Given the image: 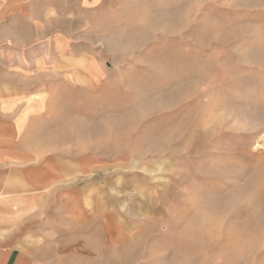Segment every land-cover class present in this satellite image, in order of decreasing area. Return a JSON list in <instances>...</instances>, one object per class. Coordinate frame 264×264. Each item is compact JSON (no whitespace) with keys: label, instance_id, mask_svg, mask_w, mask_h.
I'll list each match as a JSON object with an SVG mask.
<instances>
[{"label":"rangeland","instance_id":"obj_1","mask_svg":"<svg viewBox=\"0 0 264 264\" xmlns=\"http://www.w3.org/2000/svg\"><path fill=\"white\" fill-rule=\"evenodd\" d=\"M261 142L264 0H0L20 264H264Z\"/></svg>","mask_w":264,"mask_h":264},{"label":"crops","instance_id":"obj_2","mask_svg":"<svg viewBox=\"0 0 264 264\" xmlns=\"http://www.w3.org/2000/svg\"><path fill=\"white\" fill-rule=\"evenodd\" d=\"M6 210V209H5ZM6 213L0 214V264H20V245L15 243V245H9L7 241L9 239L8 235V225H7V216ZM18 238V235L17 237ZM21 238V236H20Z\"/></svg>","mask_w":264,"mask_h":264},{"label":"bare ground","instance_id":"obj_3","mask_svg":"<svg viewBox=\"0 0 264 264\" xmlns=\"http://www.w3.org/2000/svg\"><path fill=\"white\" fill-rule=\"evenodd\" d=\"M264 146V143H259V145H258V148L259 147H263ZM221 181H224V180H221ZM202 191V190H201ZM205 191V190H204ZM222 191H224L223 189H219V191H218V193H220V192H222ZM207 193V192H206ZM191 202V201H190ZM193 203H196V200H194V202ZM192 205V204H191ZM214 205V202H210V201H208L207 202V204L205 205V206H203V209H201V210H199L196 214H195V216L197 217V218H202L204 215H205V213H206V210H209L212 206Z\"/></svg>","mask_w":264,"mask_h":264}]
</instances>
